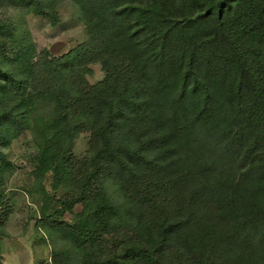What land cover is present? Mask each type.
I'll return each instance as SVG.
<instances>
[{
  "label": "trees",
  "instance_id": "trees-1",
  "mask_svg": "<svg viewBox=\"0 0 264 264\" xmlns=\"http://www.w3.org/2000/svg\"><path fill=\"white\" fill-rule=\"evenodd\" d=\"M72 1L89 35L76 57L0 67V144L51 101L43 167L69 175L94 227L86 264H264V0ZM84 133L88 155L66 160ZM108 183L150 241L114 222Z\"/></svg>",
  "mask_w": 264,
  "mask_h": 264
},
{
  "label": "rangeland",
  "instance_id": "rangeland-1",
  "mask_svg": "<svg viewBox=\"0 0 264 264\" xmlns=\"http://www.w3.org/2000/svg\"><path fill=\"white\" fill-rule=\"evenodd\" d=\"M49 12L51 15H39L26 5L0 0L2 69L20 74L23 62H35L44 52L51 58L76 57L75 51L89 40L78 9L72 0H57ZM88 68L86 79L91 86L105 79L100 64ZM36 92L26 90L28 95ZM51 112L50 100L37 99L26 131L8 146L0 144V264H86L88 254H97L83 243L94 227L84 218L82 204L71 206L74 195L69 193L72 186L67 180L71 178L44 171V125ZM89 143V133L78 136L66 160L75 163L84 159ZM106 191L118 208L114 222L125 230L133 224L129 222L135 214L133 207L112 183ZM133 227L146 241L151 240L145 222Z\"/></svg>",
  "mask_w": 264,
  "mask_h": 264
}]
</instances>
